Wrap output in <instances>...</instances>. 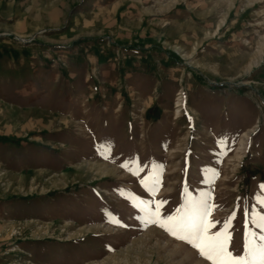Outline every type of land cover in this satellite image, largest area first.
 I'll return each mask as SVG.
<instances>
[{"label":"rangeland","instance_id":"obj_1","mask_svg":"<svg viewBox=\"0 0 264 264\" xmlns=\"http://www.w3.org/2000/svg\"><path fill=\"white\" fill-rule=\"evenodd\" d=\"M258 197L264 0H0V264H211L140 211L201 198L242 256Z\"/></svg>","mask_w":264,"mask_h":264},{"label":"snow or ice","instance_id":"obj_2","mask_svg":"<svg viewBox=\"0 0 264 264\" xmlns=\"http://www.w3.org/2000/svg\"><path fill=\"white\" fill-rule=\"evenodd\" d=\"M258 200L264 205V199L258 197ZM140 204L143 205L140 211L147 216L145 222L150 221L174 238L190 244L211 264H264V234L259 235L258 241L246 237L242 256H234L227 250L228 236L225 233L210 234L213 223L208 219L209 204L206 198L192 199L183 209L178 208L174 215L167 216L160 213L159 206L153 209L143 200ZM252 223L264 233V214L253 213Z\"/></svg>","mask_w":264,"mask_h":264}]
</instances>
